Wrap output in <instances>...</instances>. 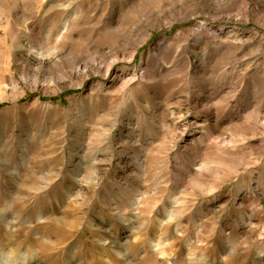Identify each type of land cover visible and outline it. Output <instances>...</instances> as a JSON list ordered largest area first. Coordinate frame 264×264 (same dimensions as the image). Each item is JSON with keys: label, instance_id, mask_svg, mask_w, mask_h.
Listing matches in <instances>:
<instances>
[{"label": "rangeland", "instance_id": "374dc122", "mask_svg": "<svg viewBox=\"0 0 264 264\" xmlns=\"http://www.w3.org/2000/svg\"><path fill=\"white\" fill-rule=\"evenodd\" d=\"M16 248L264 264V0H0V264H33Z\"/></svg>", "mask_w": 264, "mask_h": 264}, {"label": "bare ground", "instance_id": "6f19581e", "mask_svg": "<svg viewBox=\"0 0 264 264\" xmlns=\"http://www.w3.org/2000/svg\"><path fill=\"white\" fill-rule=\"evenodd\" d=\"M141 169V168H140ZM137 195H139V193H135L134 195H132V196H130V198H128V201H127V203H128V205L131 207L132 205L134 206V204H136V203H138V197H137ZM132 206V207H133ZM157 243V242H156ZM158 246V245H157ZM27 249V248H26ZM25 249V252H19V250L16 248V249H10V251H11V254H9V253H6V252H4L5 254H6V256H8V257H10V259H11V261L13 262V263H15V261L16 260H18L19 258H22V262L24 263V262H26V261H28V260H30L31 259V261L30 262H32L33 264H36L35 263V261L33 262V259H32V257H31V253H30V251L29 250H26ZM3 256H5V255H3ZM11 256H12V258H11ZM14 256H15V258H14ZM9 259V258H8ZM29 264H31V263H29Z\"/></svg>", "mask_w": 264, "mask_h": 264}]
</instances>
